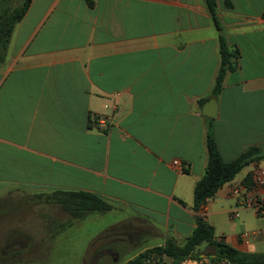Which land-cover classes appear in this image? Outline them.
<instances>
[{
  "label": "crops",
  "instance_id": "obj_1",
  "mask_svg": "<svg viewBox=\"0 0 264 264\" xmlns=\"http://www.w3.org/2000/svg\"><path fill=\"white\" fill-rule=\"evenodd\" d=\"M216 2L240 51L218 95L219 31L205 0H32L0 61V212L12 200L37 204L39 217L56 205L48 194L89 191L119 215L107 240L142 244L124 261L168 236L185 240L202 215L193 204L207 165L203 107L216 98L222 158L253 146L263 155L206 200L203 216L234 247L264 252V213L231 192L240 183L242 196L252 193L249 174L264 162V0ZM256 194L264 198V188ZM246 230L258 233L245 240ZM1 255L0 264L22 261Z\"/></svg>",
  "mask_w": 264,
  "mask_h": 264
},
{
  "label": "trees",
  "instance_id": "obj_2",
  "mask_svg": "<svg viewBox=\"0 0 264 264\" xmlns=\"http://www.w3.org/2000/svg\"><path fill=\"white\" fill-rule=\"evenodd\" d=\"M14 1L0 0V61L5 58L16 24L24 17L32 2V0H20L15 4ZM86 1L90 6L95 4V0ZM205 3L219 31L218 52L220 62L212 87V93L218 95L223 87L226 74L236 68L240 51L237 47H231L228 43L224 29L217 16L216 0H205ZM225 6L231 8L233 6L231 0H225ZM207 126V165L205 173L197 180L194 186L193 208L196 211H199L202 204L212 197L220 187L232 180L244 165L261 158L263 155L261 148L253 146L242 152L235 159L225 161L216 144L212 129L213 119L208 118ZM44 199L46 202L58 204L70 215V220L67 221L69 225L86 215L104 213L114 208L111 202L89 191L56 190L48 194ZM202 245L211 247L213 250L211 255L216 258H227L236 264H264V252H246L234 247L225 241L223 236L218 237L216 235L214 226L203 215L197 216L195 227L185 240L180 242L175 237L168 236L164 244L138 253L129 262L142 264L148 258H166L170 260V264H178L187 256L200 255Z\"/></svg>",
  "mask_w": 264,
  "mask_h": 264
},
{
  "label": "rangeland",
  "instance_id": "obj_3",
  "mask_svg": "<svg viewBox=\"0 0 264 264\" xmlns=\"http://www.w3.org/2000/svg\"><path fill=\"white\" fill-rule=\"evenodd\" d=\"M19 1L15 0L14 3ZM1 205L0 260L2 252L18 255L17 259H22L7 264H125L132 258L124 260L142 246H130L128 240H107L119 228L104 233L118 214L93 213L69 225L67 221L70 215L58 204L52 207L51 215L42 209L39 217L34 213L41 208L37 204H14L12 200H3ZM36 216L39 219H35ZM50 218L57 221L53 228ZM200 252L209 255L212 251L203 245ZM118 255L119 262H116Z\"/></svg>",
  "mask_w": 264,
  "mask_h": 264
},
{
  "label": "built area",
  "instance_id": "obj_4",
  "mask_svg": "<svg viewBox=\"0 0 264 264\" xmlns=\"http://www.w3.org/2000/svg\"><path fill=\"white\" fill-rule=\"evenodd\" d=\"M99 124L102 127L108 126V120L105 117H101L99 119ZM172 165L176 167V169L179 172L185 171L184 165H182L181 161L178 159L172 160ZM250 178L252 181V193L247 194L246 196H242L241 192V184L237 183L232 187V194L241 197L238 200V203L240 206H251L255 208L257 214H263L264 213V198L261 196L259 197L256 194V190H259L261 188H264V162L261 165H257L253 168V170L250 172ZM206 204H202L200 208V212L203 215V212L205 211ZM232 217L237 218L239 217V211L237 209L233 210L231 213ZM258 233L257 230H250V231H243L241 233V237L245 240H248L252 236L256 235ZM125 264H133L129 261H127ZM142 264H170L169 259L166 258H148L144 261ZM178 264H236L235 262H232L231 260L227 258H216L214 256L210 255H198V256H187L186 258L182 259Z\"/></svg>",
  "mask_w": 264,
  "mask_h": 264
},
{
  "label": "water",
  "instance_id": "obj_5",
  "mask_svg": "<svg viewBox=\"0 0 264 264\" xmlns=\"http://www.w3.org/2000/svg\"><path fill=\"white\" fill-rule=\"evenodd\" d=\"M203 113L211 118L217 117V101L216 98H210L203 107Z\"/></svg>",
  "mask_w": 264,
  "mask_h": 264
}]
</instances>
